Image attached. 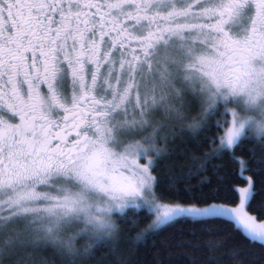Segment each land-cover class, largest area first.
Masks as SVG:
<instances>
[{"label":"snow or ice","instance_id":"1","mask_svg":"<svg viewBox=\"0 0 264 264\" xmlns=\"http://www.w3.org/2000/svg\"><path fill=\"white\" fill-rule=\"evenodd\" d=\"M188 93L203 101L190 128L219 116L212 156L264 138V0H0V261L29 232L69 254L77 238L90 241L85 255L109 246L113 216L129 208L155 217L135 242L179 219H223L264 245V222L247 211L251 178L237 207L153 191L162 126L135 137L159 109L183 120L175 100ZM17 222L25 231L7 233Z\"/></svg>","mask_w":264,"mask_h":264},{"label":"trees","instance_id":"2","mask_svg":"<svg viewBox=\"0 0 264 264\" xmlns=\"http://www.w3.org/2000/svg\"><path fill=\"white\" fill-rule=\"evenodd\" d=\"M201 113L196 102L191 113L186 112L184 126L173 122L159 134L156 147L161 153L154 157L151 168L156 196L170 204L236 205L239 196L235 189L246 182L240 175L238 161L242 159L247 161L244 174L253 180L256 192L248 210L264 221V138L258 142L249 133L252 138L242 139L233 150L236 160L227 151L214 157L211 153L219 143L216 138L222 134L214 127L219 116L204 121L203 130L190 128L193 118L200 119ZM190 170L194 174L189 175ZM205 178L207 181L202 183ZM114 217L118 233L109 246L97 245L85 255L90 241L84 238H77L75 254L50 242L25 241V247H17L0 264H264V247L250 242L223 219H179L135 242L134 237L148 228L152 215L144 209H128L122 217ZM20 225L21 222L10 224L23 233L25 228ZM14 227L7 229V233ZM112 244L116 246V255L111 252ZM233 252L237 254L233 256Z\"/></svg>","mask_w":264,"mask_h":264},{"label":"rangeland","instance_id":"3","mask_svg":"<svg viewBox=\"0 0 264 264\" xmlns=\"http://www.w3.org/2000/svg\"><path fill=\"white\" fill-rule=\"evenodd\" d=\"M198 101H199V104H198ZM181 102L183 103V110H182L183 111V116H184V119L183 120L177 118L174 114L173 115L166 116L164 114L163 109H159V110L155 111L154 115L152 116V127L147 128L143 133L138 134L135 138L136 139H142V137L144 135L150 134L152 132V130H153L154 127L162 126V130L161 131H163L164 129H168L169 126H166V125H169L170 123H173V122L176 123V124L177 123H180V124H182L184 126L185 121H186V117H187L186 116V112L189 111L191 113L192 108L193 107H196V102H197V105H198V109L200 110V108H201V112H202V108H203L202 107V104H203V101L200 98L194 97L191 93H188V94L184 95L182 97V101L180 99H176L175 100V103L177 104V106H179L181 104ZM221 111H223L222 108H221ZM229 119H230V117H229ZM161 131L159 132V134L161 133ZM154 157L155 156H152V157H149V158L154 160ZM149 158L141 159L139 161L140 164L141 165L146 164L147 163V159H149ZM151 174H152V172H151ZM152 176H153V174H152ZM243 178L246 180V182H245V184H243L242 186H239V187H244L247 184V179L246 178H250V177L248 175L244 174V177ZM153 191H154V189H153ZM214 204L215 205H221V206H227V207H237L239 205V201L237 202L236 205H225V204H221V203H214ZM211 205H213V204L204 205V206H199V205H181V206H184V207L205 208V207H208V206H211ZM129 209H131V208H129ZM133 210H135V209H133ZM247 211H248L249 214L255 216L253 213H251L248 210V206H247ZM118 216H120V215H118ZM154 218H155L154 215H152V220ZM113 219L115 221V217L114 216H113ZM152 220H151V222H152ZM188 220L189 221H193L191 219H188ZM257 221L258 222H264V221H262V220H260L258 218H257ZM21 224L22 225H20V226L23 227V228H25V224H23V223H21ZM12 227H14V226H10L9 225L8 229H10ZM14 229L17 230L16 227H14L12 230H14ZM79 230H80V227L79 226H77L76 224H72V225H69V226H67L65 228L64 232L62 233V235H64L65 237H69V236H72L74 233L78 232ZM6 232H7V230H6ZM24 238L25 239H22L23 241H34V234L31 233V232H29L26 235V237H24ZM40 241H43V240H40ZM262 246L264 247V245H262Z\"/></svg>","mask_w":264,"mask_h":264},{"label":"bare ground","instance_id":"4","mask_svg":"<svg viewBox=\"0 0 264 264\" xmlns=\"http://www.w3.org/2000/svg\"><path fill=\"white\" fill-rule=\"evenodd\" d=\"M70 237V236H69ZM103 246H104V244H103ZM21 263V262H20Z\"/></svg>","mask_w":264,"mask_h":264}]
</instances>
